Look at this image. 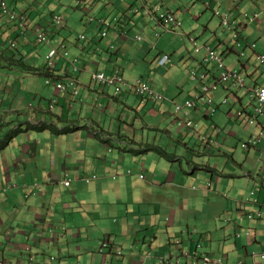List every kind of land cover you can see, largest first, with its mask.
Segmentation results:
<instances>
[{
  "label": "rangeland",
  "instance_id": "1",
  "mask_svg": "<svg viewBox=\"0 0 264 264\" xmlns=\"http://www.w3.org/2000/svg\"><path fill=\"white\" fill-rule=\"evenodd\" d=\"M6 1L9 3V7L17 10H21L22 8H24L25 10L27 7H29V5L36 2V0ZM41 1L42 0H38L39 3ZM129 2H131V0H129ZM211 2L212 7H209V4ZM126 4V0L120 1L121 8H125ZM251 5L252 2L248 0H166L164 9L166 10L168 7L169 10L174 11L177 16H179L181 21L182 27H178L176 29V33L167 32L165 28L163 29L162 27L157 26L155 21L158 19H155L150 15L149 19L151 21L153 20V22H147L143 16H138V18L135 20V22H137L138 24L136 33L138 35H141L144 40L138 41L134 39V36L129 37L128 40H124L120 39V36H117L114 42L116 48L120 47L121 49L127 50L126 53L124 51L121 52L122 56L119 61V65L124 71L125 78L129 82L134 83L136 82L137 77L141 75L144 76L147 74L149 76H155L157 71L156 67L153 65H149L146 62H149L152 59L151 57L156 55V53L161 49H168L170 47L169 50H172L173 47H177L178 51L185 50L186 56L188 58L198 57L199 59L200 54L206 53L207 49L205 51L202 50L199 53H195L191 37L197 39L198 44L202 45L206 43V41L204 40L209 38L211 36V32H213L214 35L219 37L217 41L214 42L215 45L218 44V41L222 38L223 40L221 44L224 46V49L228 47V43H231L232 46V33L229 32L228 34H225L226 30L229 29H227V27L221 23V18L215 15L214 11L218 9L223 11L229 10L233 13H236L239 8L243 11L249 10L251 8ZM1 6L2 2L0 1V7ZM261 9L262 13L260 20L256 23H250L251 25H249V28L247 29L243 28V33L246 37L249 38L251 43L257 44V51L264 54V4L261 6ZM51 11H55V13L61 14L62 16L67 18L66 22L68 26L61 29L64 30V33H66L67 31H69V27H73V34L75 36L70 35V37L75 41L81 39L82 35L78 36L81 33H84L85 36V38L82 40L91 39L97 34H100L99 30L95 28V23H91L88 21V15L96 18L94 14H97L98 10L94 11L92 9V11L88 13V15H86L80 8L76 6V2L74 0H50L49 2H46V4H43L42 6L40 4L36 8V12H38L40 16L46 18L47 21H50L47 13ZM137 15H139V13ZM1 20L6 22L7 17L0 13V22ZM84 20H86L87 22H85ZM47 21L44 22L45 25L48 26L49 24L47 23ZM261 21V25L257 24ZM54 26L57 25L54 24ZM132 29H134V26L132 27ZM92 30H95L94 34ZM157 33L158 35H160L159 38L155 37ZM9 36L12 37L9 30L0 29L1 50L13 49L10 44V40L8 39ZM109 39L110 36L103 38L100 41L102 42L104 52L108 54L111 52L110 46L106 45ZM145 40H147V42H149L151 46L152 44H157V48H152L150 49V51L145 50L144 52L140 49L142 43L138 42H144ZM244 41L245 38H243L242 42L245 43ZM49 49L50 46H47V44L32 43L31 49H26L27 53H29V57H31V59L28 61L32 63L37 62L39 63V65L44 66V63L46 61L45 56L48 53ZM245 51L247 56H245L244 58H241L237 53L226 51L224 57L225 64L231 67V65L229 64H231L235 59L237 61L240 59L247 60V57L251 55V51L247 48ZM61 56L63 57V59L58 57L56 61H58L59 66L62 62L63 68H65L66 60L64 59L70 60L69 58L73 57V53H68L67 56ZM5 61L6 60L2 59L0 62V181L2 180L5 183L11 185H19L20 187L8 189H13L12 192L14 190H19L17 195L13 196L14 202L11 204V207L9 209L6 207L7 200L5 196L7 195V193L3 188H0V258L2 259L3 256H5L8 259L4 260V262L11 261V263L15 264L17 262L16 258L18 254L21 253V251H17V249L25 250L28 246H31L34 250L33 257L37 258V263L50 264L51 255L58 256V254L64 251L74 250V247L71 249L73 241L71 238L66 240L64 234L61 233V240L58 246L54 244L53 228H47L41 229L40 231L41 233L39 235H43V237L41 238L42 243L40 244V246H32L36 243H34V238L28 240L29 243L25 242V244H23V242L21 241L22 236L24 235L25 231H27L29 226H34L36 224L42 225L43 223H47V221H49L48 218H44V215L47 214V211L41 209V206L39 205V203H37V200L40 199L41 201H43L45 197L50 196L46 193L45 195L31 197L30 199L26 200L24 198V193L26 191L24 185H26L28 181L31 182V180L38 181L43 185L44 178L41 176L45 172L46 179L52 178V183L56 186H59L61 190H65L66 193L73 192V190H75V186L67 188L63 184L58 185V180L55 177H51L50 173L52 171L53 158H60V156L66 153H72L74 155V150H78L79 143H76L77 140L73 134L68 133L58 135L60 132H55L54 129H48L46 131L29 130L27 132H18L17 130H15L19 126L25 129L27 126L37 123V121H30V119L28 118L34 117L33 111L38 109L40 106L43 109L48 108L50 99L53 95L54 87H50V85L46 83V77L40 73L34 74L32 72H26L27 74H25L24 68L21 65H18V67H15V69L8 70L5 65L2 66L4 63H6ZM255 65L259 66L260 60L256 61ZM81 67H83V64H81ZM235 67L241 69L242 65L237 62V66ZM97 68H101L103 70L111 72L112 64H107L98 60L96 63L93 62L91 64L90 70H95ZM259 71L260 69L258 70V67L255 70H251L250 75H247L248 84L254 85L258 83L264 87V73L262 75H259ZM80 76H82L81 81L90 83L92 76L90 72H82ZM250 76H255V82L252 81ZM151 80L154 82L159 91L169 93L170 96L175 95L172 91H167L165 89L161 90L162 87H164L163 81L154 77ZM191 84V81H188L187 87L189 88ZM165 88L168 89V87L166 86ZM235 89L238 90V92L241 91L244 96H250L247 88L235 87ZM246 91L247 93H245ZM187 93V89L183 90V92L180 93L179 91H177L176 94L178 95L174 97V101L179 104H183L188 98ZM226 94H229L228 98L231 102L230 104L222 103ZM127 95V93H124L123 97H126ZM21 97L23 107L20 106V103L18 101V98ZM213 97L215 99L213 106H217L219 103H222L220 109H218L217 111L218 113L216 114V117H218V114L222 112L224 114V118H226L227 120L228 118L226 117V112L230 108H237L236 106H240L236 94L230 89L220 87L216 92H214ZM244 98L245 100H247V97ZM249 98L251 99V96ZM113 103H115V101ZM168 103H172V106L168 105V109L166 107H160V109L151 108L148 113L146 112L147 109H145L144 111L141 110L139 112V116H136L137 112L134 110L133 118L134 121L136 120V131H132L131 136L136 140L135 147L145 149L146 147H148L147 143H149L150 145L156 144L161 147H166V149H168V152L171 153L170 156L173 158L169 160V164L170 166L172 164H175L176 166L174 168L172 166L171 167L173 171L177 172H179L180 170L182 171V168H184L186 171L193 168L195 165L192 161V157L197 158L196 160L199 161L202 167L203 163H207L208 161L211 162V164H215L216 162L214 161V159H216L217 157V169L219 171H222L225 162H227L228 166L232 165L238 171H242L244 173L246 172L244 166L255 171L256 174L261 173L262 167L264 168V158L261 153L258 152L256 147L245 149L242 147L241 143L238 142V139L247 137L249 132H251V128H249V130H245L244 127H242L240 124L231 123L229 126L231 128L225 130V134L222 137H225V140L223 142L226 145L224 147L222 144L219 149L207 151L204 148L203 144H199V142H201L200 140L199 142L194 140L192 146L194 151H191L188 150L186 146L180 142V139L184 141V143H188L194 138L182 135L181 133H185L186 130H177L178 121H175L176 114H178L180 118H183L185 116V109L177 112V104H174L171 101H168ZM153 105L154 104L150 105V107H153ZM200 106H203V104L200 103ZM16 108H18L17 113L13 111ZM166 109L167 112L165 111ZM80 110V106H76V114H69L71 123H73L74 125H83L88 122L89 118L93 120L95 116L97 117L95 108L88 106V104L85 105L82 110V117L79 115ZM52 111L58 112L56 108H53ZM123 111H125L123 106H117L115 108V117L119 118V114H121ZM191 115L196 121L198 127H200L203 122L209 123V119H206L200 111L194 110ZM47 116V120H50V115L47 114ZM146 123L150 127L146 126ZM90 126L91 125H88V127ZM240 128H242V131L238 132ZM165 130L169 131V133L165 132ZM77 132L84 134V139L86 138L91 145H95V142H97L99 145L102 144L100 140H97L95 137L90 135L89 129H80ZM144 132L145 134H143ZM235 132L238 133L237 138L233 136L235 135ZM117 134L118 133H116L115 135ZM169 134H171L174 139ZM89 137H91V139ZM8 140H10V142L8 145H6ZM175 144L179 146L175 147ZM87 152L89 157H93L94 153H97V151L92 146L88 147ZM129 153L132 154V152L130 151ZM147 153L153 154L154 158L156 156V153L154 151H150ZM25 154H28L30 158L20 160L19 157H23ZM143 154H140L139 156L141 157ZM131 156L133 158V154ZM4 159L8 163L7 166L1 165ZM13 159H15L14 162ZM17 161H19V168L17 169L18 173L14 175L13 170H11L10 164L15 167V163ZM156 162V160H153L149 163H151L153 165L152 167H154L156 166ZM182 162L184 164H182L181 166ZM188 162H191V164H189ZM46 167L49 170H47ZM152 167H149V164L147 163L140 165V158H134L132 159L129 169L134 172V174H132L134 176V181L137 180V182L143 181L144 183H147L146 177L149 174L148 170H150ZM142 173L144 174L143 178L141 177ZM159 173H162L161 170ZM241 178H243V180L240 184L244 187V189H249L250 183L247 178ZM96 181L97 180L93 179L91 182L93 184ZM46 185L47 184H45V186ZM168 185L169 187L166 189L158 188L157 195L161 193L162 196H167L169 198V200H167V204L169 206H174L173 201L175 199L176 193L177 196L181 198L180 190L178 188L173 189L176 191L174 192L170 188V186L172 185L170 183ZM133 189L134 186H132V190ZM186 190L188 194H190V196L186 197V200L188 202L193 201L194 204H197L198 198L201 202V204L199 205L201 207V211L199 212L198 219V222H201L203 219L202 210L204 205L206 204V197L204 195L205 193H202L198 189H194L192 185L187 186ZM87 191L88 188H86V193H84L85 196L87 194ZM219 191L221 193H216L213 196L224 198L222 196V194H224V191ZM181 192H183V190ZM54 198L58 199V201L61 202V197L58 195V193L54 196ZM224 200L226 202V199ZM212 201L215 206H218V200ZM25 203L26 205L23 206ZM37 206L40 207L39 210H36ZM174 207L178 208L176 206ZM193 209H197V207L194 206ZM206 209L208 210V205H206ZM13 213L18 214L16 215ZM161 216L162 213L160 212L159 217ZM68 220L70 221L69 227L71 233L79 230V222L77 223V225H75L74 217L68 216ZM178 226L179 223H176L174 227L179 228ZM101 236L102 235L100 234L97 235L94 240ZM79 245L82 246L81 243H79ZM77 248L78 250H80L79 247ZM24 253H26L25 258H31V254L29 252L24 251ZM111 256L112 259H110ZM109 260L110 262H112L114 260V255H110ZM105 264L107 263L105 262Z\"/></svg>",
  "mask_w": 264,
  "mask_h": 264
},
{
  "label": "clouds",
  "instance_id": "2",
  "mask_svg": "<svg viewBox=\"0 0 264 264\" xmlns=\"http://www.w3.org/2000/svg\"><path fill=\"white\" fill-rule=\"evenodd\" d=\"M0 1L2 2V6L0 7V13L7 17L6 22L1 20L0 29L10 31L12 37L9 36L8 39L10 40V44L13 47V49L11 50L0 49V62L2 59L6 60V63H4L2 66L5 65L8 70H11L15 69V67H18V65H21L24 68L25 74H27L26 72H32L34 74L40 73L46 77V83L50 85V87H54L53 95L50 99L48 108L43 109L40 106L38 109L33 111L34 117H30L28 119H30V121H37L36 124H48L50 126L49 129H54L55 132H60L58 135L71 133L75 136V138L77 136L78 130L89 129V133H92L90 135L95 137L97 140L105 141L109 139L104 133L102 135L101 129H103L104 131L107 130L104 128L103 124L100 122L99 119L95 118L92 120L89 118L88 122L83 125H74L73 123H71V118H69L68 115L65 116L64 119L70 120H61V115L58 113L60 111V107L58 104V98L56 97V91L61 93L70 92L73 97L78 96L80 93V86L78 83V76H80L79 72L82 70V67L79 64L80 55L74 54L70 51L69 42H73L74 44L78 43L80 47H84L85 44L90 40H94V42L92 41L93 44H97L100 43L103 38L110 36L113 30H120L121 32L119 36L121 39L124 40H128L131 36H134V39L138 41L144 40L141 35H138L136 33V28L138 27V24L137 22H135V20L138 18V16H143L147 22H153V20L151 21L149 19L150 16L155 19H158L155 21L156 25L162 27L163 29L165 28L167 32L176 33V29L178 27H182L179 16H177L174 11L169 10L168 7L166 10L164 9L166 0H131V2H129V0H126L127 4L125 8L120 7L121 0H74L76 2V6L80 8L82 12L86 15H88V13L92 11V9L94 11L98 10V13L94 14L96 18L91 15H88V21L91 23H95V28H97L100 33L92 37L91 39L86 40H82L85 38V36L84 33H81L78 35H82L81 39L75 41L70 37V35L75 36L73 34V27H69V31H67L66 33H64V30L61 29L66 28L68 26L66 22L67 18H65L61 14L55 13V11H51L47 13L48 17L50 18V21H47L46 18L40 16L39 13L36 12V8L40 4L42 6L50 0H42L40 3L38 2V0H36L35 3L29 5V7H27L25 10L24 8H22L21 10L12 9L11 7H9V3L6 0ZM248 1L252 2L251 8L249 10L243 11L239 8L236 13H233L229 10L223 11L217 9L214 11L215 15L221 18V23L224 24L227 29H229L226 30L225 34H228L229 32L232 33V46L231 43H228V47L224 49V46L221 44L223 40L222 38L218 41V44L215 45L214 42L217 41L219 37H217L216 35H214L213 32H211V36L207 38V40H204L206 41V43L202 45L198 44L197 39L191 37L195 53H199L202 50L205 51L207 49L206 53L200 54L199 59L198 57L188 58L186 56L185 50L181 52L182 55H180V53L178 56H176L178 49L173 47L172 50H169V47L168 49L159 50L156 55H154L152 59L148 62L149 65L155 66L157 69L156 73L160 74L166 69V67L173 71L175 68H177L178 74H173V76L176 77V80L178 79L176 81L177 89L184 87L186 82L188 81H191V83H195L194 85L189 87L195 90L194 94L190 93L191 98L186 99L183 104L175 102V98L172 99L171 97L166 96V93L159 91L155 86L154 82L151 80L154 76H142L138 78L136 82H131L132 84H130L125 78L124 71L121 69L119 64L111 72L98 68L90 71L92 75L91 85H93V87L98 90V92H103L105 94H108V96H111L110 100L114 99L120 102V98H122L121 94L123 93L122 91L125 89L124 86H127V91L135 94L137 97H140L143 100L142 102L144 104L149 101L154 102V108H158V103L163 102L167 99L173 102L174 104H177V112L181 111L182 109H185V116L183 118H180L178 114H176L175 121H178L177 130H186L185 134L182 135L194 138L190 142L184 143L188 150L194 151L192 147L194 140L198 142L200 140L201 142H199V144H203L204 148L207 151L219 149L222 144L224 147L226 145L223 142L225 140V137H222L225 134V130L231 128L229 127L231 123H238L242 127H244L245 130H249V128H251V132H249L246 138L238 139V142L241 143L242 147L245 149L256 147L257 149L261 148L264 151V112L262 111V107L264 105V87L258 83L251 85L247 82V75H250L251 70H255L258 67V70L260 69V71L258 72L259 75H262L264 73V54L258 52L257 44L251 43L249 38L246 37L243 33V28L247 29L249 28V25H251L250 23H256L260 20L262 13L261 6L264 4V0ZM209 7H212V2L209 4ZM138 13L139 15H137ZM44 21H47L49 25H45ZM84 21L87 22L86 20ZM54 24L57 26H54ZM130 24L131 29L134 26V29H132L134 34H130L131 29H122L124 25L128 26ZM257 24L261 25L262 21ZM92 32L94 34L95 30H92ZM155 37L159 38L160 35H158L157 33ZM243 38H245V43L242 42ZM32 43L47 44V46H50V49L48 50V53L45 56L46 61L44 63V66L39 65V63L37 62L32 63L28 61L31 59V57H29V53H27L26 49H31ZM140 43H142L143 46L147 47L149 51L152 48H157V44H152L151 46V44L147 42V40ZM246 48L251 51V55L247 57V60L240 59L237 61L235 59L232 62L240 63L242 65L241 69L236 68L235 66L229 67L225 64L224 57L226 51L237 53L241 58H244L245 56H247L245 51ZM110 50L111 52L116 50L115 44L110 45ZM11 52L15 54L12 55L13 59H9L11 57ZM68 53H73V57L69 58L70 60L64 59L66 60V67L63 68L62 66L61 69L58 61L56 60L58 57L63 59L61 55L67 56ZM255 55L258 61L260 60V65L256 67L253 64H250V57H254ZM69 67L72 68V71L69 69ZM182 75L184 76L185 81L181 80V82H179L180 76ZM75 76H77V78ZM250 77L252 81L255 82V76ZM157 79L160 80V78ZM220 87L230 89L232 92H234L238 98V103L240 104V106H236L237 108H230L226 112V117L228 118L227 120L226 118H224V114L222 112L218 114V117H216V114L218 113L217 111L218 109H220L222 103H231L228 98L229 94H226L222 103H219L217 106H213L215 102V99L213 97L214 92H216ZM235 87L247 88L251 99L249 98L250 96H244L241 91L238 92ZM189 88H187L188 92ZM110 89L112 90V92L109 91ZM184 90H186V88H184ZM247 91L245 93H247ZM244 97H247V100H245ZM18 99L20 106L23 107V102L21 100L22 97ZM189 102L191 104H189ZM200 103H202L203 106H200ZM95 104L98 106V108L103 106V103L99 101V98H97V103L95 102ZM150 105H152V103H149L148 107H150ZM53 108H56L58 112H53ZM192 109L200 111L206 119H209V123L203 122V124L198 127L196 121L191 115V113L193 112ZM13 111L17 113L18 108ZM47 114L50 115V120H47ZM114 119L119 120L120 114L119 118H116L115 115L112 114L109 121ZM92 121L93 124H91ZM88 125L91 126L88 127ZM120 125L131 127V132L136 131L134 123H131L129 121L127 123L124 120ZM27 127L23 129L19 126L15 130H17L18 132H27L29 131ZM71 128L74 129L69 132ZM66 129L67 132H65ZM241 131L242 128L238 130V132ZM119 134H121L123 138H120L118 140L114 139V141L117 142L119 145L127 144V140H135L131 136V133ZM233 136L237 138L238 133L235 132V135ZM113 137L115 138L116 135L113 134ZM9 142L10 140H8L6 145H8ZM111 143L113 145V139L111 140ZM158 147L161 146H156V148ZM161 148L166 149V147ZM109 149L111 150L112 148L110 147ZM146 149L147 148H145L144 150ZM166 150L168 151V149ZM168 156L171 157L170 155ZM196 159L197 158L193 157V162L195 165L194 167H197L196 171H198L199 167L202 166ZM5 162L6 160L4 159L1 165L4 166ZM182 164L184 163L182 162L181 166ZM226 165L227 162L223 166V168H225ZM203 166L206 169L211 170L210 172L217 173V175L220 173L218 172L219 170L217 169V165L214 166L213 164H211V162L209 163V161L207 163H203ZM244 168L246 170L245 173L242 171L236 173L244 174V178L247 179H251L250 177L254 178V180L252 179L254 181V185H252L247 190L249 191V194L241 193L243 195L239 196V192L234 191L233 186L228 187L230 186L229 183L232 184L233 182H238L233 177H225L226 179H230V182L228 184H221L220 182L216 183L214 180L208 181L209 197L207 205L208 212L210 213L205 214L207 220L211 221L212 218H215L217 222H228L233 223L236 226H241L244 224L245 221L249 223L254 219H260L263 217L264 202L261 201L259 191L264 186V168L262 167L260 174H256L255 171L245 166ZM188 171L182 168V171L180 170L179 172H181L182 176L184 175L186 177V175L189 173ZM129 172L132 173L133 171L129 170ZM221 172L228 171L222 169ZM96 177L97 175L93 174L92 177H87L86 180L88 181ZM141 177L143 178L142 175ZM61 183H63L67 187H70L72 184V180L69 177H65L61 180ZM256 183H258V187L256 186ZM28 185L32 186L33 189L27 191L24 195L26 200L30 199L33 196L41 195L44 193L43 188L40 187L39 184L31 185V183L27 182L26 185H24V188H26V190L30 187ZM18 187L20 186L15 184H8L2 180L0 181V188H3L7 193L5 198L7 200L6 207L8 209L12 202V196L10 198V190L8 189H14ZM193 188L196 189V187ZM219 190L224 191V194H222L224 198L213 196L216 193H221ZM224 199H226V202ZM212 200H218V206H215ZM251 204L256 206L253 211H249L247 209V207ZM236 211L239 214L237 215V218L233 219L231 214ZM214 224L215 221L210 223L212 227ZM226 226L224 224L222 228ZM247 226L248 228H246L247 231L245 232V234L251 236L252 227L248 224ZM197 229L198 228H195V232ZM246 229H244V231ZM200 234L202 236L201 232ZM241 236L242 233L236 231L234 233L228 234L227 238H240ZM106 237L107 238L103 242H99L98 252L103 256H109V253L111 255H114V259L116 258V260L112 262H110V260L106 261L107 264H119L120 258L124 255L125 250L121 245L117 244V242L112 240L110 236ZM37 240L38 239L36 238V240H34V243L37 242ZM132 247L133 245H131V248ZM173 248L178 252L177 260L174 261L173 256L168 255L165 258H161L163 264H175L174 262H177L176 264H184L180 259L181 256L190 257L191 264H255L257 258H261L264 260V249L261 251L251 252L249 254L252 258L251 262H245L244 260L240 259L237 263H231L228 261L225 255H212L207 249V246L201 242L196 243L194 248L187 249L183 248V241L181 239H177L173 243ZM27 250L31 252L32 247H27ZM145 255L147 257H151V252L148 251L145 253ZM30 259L33 260V256H31ZM62 259L63 258L61 254H58V256L51 255L50 264H61ZM1 262L2 261L0 260V263ZM3 264L9 263L3 262ZM74 264H81V262L76 260ZM103 264H105V262Z\"/></svg>",
  "mask_w": 264,
  "mask_h": 264
},
{
  "label": "crops",
  "instance_id": "3",
  "mask_svg": "<svg viewBox=\"0 0 264 264\" xmlns=\"http://www.w3.org/2000/svg\"><path fill=\"white\" fill-rule=\"evenodd\" d=\"M124 28L126 30L131 29V24L128 26L124 25L122 29ZM120 32V30H113L110 34L111 40L109 39L106 45L110 46L111 44H114V40H116V37L120 35ZM130 34H134L132 29L130 30ZM92 41L94 42V40L88 41L84 47H80L78 43L74 44L73 42H69L70 51L74 54L80 55L79 64H83L82 70L79 72L80 75L82 72L87 73L92 71L90 70L91 64L93 62L96 63L98 60L100 62L102 61L107 64H112V70H114V67L119 64L122 56L121 52H127V50L118 47L114 52H110L109 54L104 53L102 42L93 44ZM140 49L144 52L145 50H148V48L142 44ZM181 52L182 51H178L176 56H178ZM180 55H182V53ZM256 61H258L256 55L254 57H250V64H253L255 67ZM236 64L237 63H232L231 66H237ZM62 66L63 63L61 62V69ZM69 69L72 71V68L69 67ZM161 74L156 73L154 77L162 79ZM173 74H178L177 68L174 69ZM142 76L143 75L137 77V79ZM144 76L149 75L146 74ZM75 77L77 78V76ZM78 78L80 86V93L78 96L73 97L70 92L61 93L56 91V97L58 98V104L60 107V111L58 113L61 115V120H70L64 119V117L67 115L69 116V114H76V106H80L81 110L79 111V115L82 117V110L85 105L88 104V106L95 108L97 114V117L95 116V118L99 119L104 128L107 130L104 131L101 129L102 135L104 133L110 140L101 141V145L97 142H95V145H91L86 138L84 139V134L78 132L76 136V143H79V146L78 150H74V155L72 153H66L60 156V158H53L50 176L55 177L58 180V185L63 184L61 183V180L65 177L71 178L72 184L70 187L75 186V190H73V192L66 193L65 190H61L59 186L52 183V178L46 179L45 172L41 176L44 178L43 185L38 183V181H28L31 185L39 184L40 187L43 188L44 193L41 195H45L46 193L50 195L45 197L43 201L40 199L37 200L41 209L47 211L44 218H48L49 221H47V223H43L42 225L36 224L34 226H29L27 231H25L22 236L21 241L23 244H25V242L29 243L28 240H31L32 238H34V240L37 238V242L32 246H40L42 243L41 238L43 237L42 234L39 235L41 233V229L53 228L54 244L59 246L61 233H63L66 240L69 238L72 239L73 245L71 249L73 247L75 249L60 253L63 258L61 264H74L76 260L81 262V264H103L104 262L109 261V256L111 255L110 253L109 256H103L98 252V240L104 236H110L112 240L124 248L125 252L120 258L119 264H163L161 258H165L168 255H172L174 261H176L178 252L174 250L173 243L177 239H181L183 241V248L187 249H192L195 247L196 243L201 242L207 246V249L212 255H225L231 263H237L240 259L245 262H251L252 258L249 254L253 251H261L264 249V215L262 218L254 219L249 223L245 221L241 226H236L233 223L228 222H217L215 218H212L211 221H209L205 217L206 213H210L206 209L209 197L208 181L214 180L216 183L220 182L221 184H228L230 179H226L225 177H233L238 182H233L232 184L229 183L230 186L228 187L233 186L234 191H238L239 196H242L245 193L249 194V191H247L248 189H244V187L240 184L243 180L241 177H244V174L236 173L240 171L232 165H226L223 170L228 172L218 171L220 172L218 175L217 173L210 172L211 170L206 169L203 166L199 167L200 171H196L197 167L191 168L185 177L184 175H181V172L172 170V167L174 168L176 166L175 164H172V167L168 169V166L170 165L166 158L158 153V150L155 148L158 146L156 144L150 145L147 143L148 147H146V150H140L142 148L135 147L136 140H127L128 145H119L114 141V139L118 140L123 138L119 133H131V127L122 126L120 124H122L125 120L127 123L128 121L134 123L135 126L136 120L134 121L133 118L134 110L137 112L136 116H139V112L141 110L144 111L147 109L146 112L148 113L151 109V107H148V104H153L154 102L149 101L144 104L140 97H137L135 94L127 91V86H124L125 89L122 91L123 93L121 94L122 98H120V102L114 99L110 100L111 96H108V94L103 92H98V90L91 85V81L90 83H86L81 81L82 76H78ZM181 80H184L183 75L180 76L179 82H181ZM129 83L131 84V82ZM187 84L188 82H186L185 86L183 85L184 87L177 89L176 82L173 84L164 83V87H162L161 90L165 89L167 91H172L173 93H176L178 90L180 93L183 92L184 88H188ZM194 84L195 83L193 82L191 86ZM165 86L168 87V89H166ZM109 91H111V89ZM194 92L195 90L189 88L187 97L191 98L190 93L194 94ZM124 93H127L128 95L123 97ZM177 95L178 94L170 96L169 93H166V96L171 97L172 99H174ZM97 98H99V101L103 103V106L100 108H98L95 104V102L97 103ZM114 101L115 103H113ZM168 101L169 100L166 99L163 102L158 103L157 107L159 109L160 107H166L168 109V105L172 106V103H168ZM117 106H123L125 111L120 114L119 120L114 119L109 121L112 114H115V108ZM153 109L155 108L153 107ZM167 109L165 110L166 112ZM192 111H194V109H192ZM91 124H93V121ZM146 126L149 125L146 123ZM165 132L169 133V131L166 130ZM116 133L118 134L114 138L113 134L115 135ZM90 134L92 133L90 132ZM143 134H145V132ZM169 135L172 136L171 134ZM89 138L91 139V137ZM112 139L114 148L111 143ZM90 146L94 147L97 151V153H94L93 157L88 156L87 149ZM110 147L112 148L111 150L109 149ZM257 150L262 156H264V151L261 148H258ZM129 151L132 152L133 158ZM138 151H143L144 154L142 153L143 155L140 157ZM150 151H154L156 153L155 158L153 157V154L147 153ZM19 158L20 160H24L30 158V156L25 154L23 157ZM134 158H140V165L147 163L149 164V167L153 166L149 163L150 161H157L156 166L148 170L149 175L146 177L147 183L133 180L134 176L132 174H134V172L130 173L129 168L132 159ZM217 160V158L214 159L216 162L213 164L214 166L217 165ZM14 161L15 159H13V162ZM18 164L19 161L15 163V167L10 164L14 175L18 173ZM189 164H191V162H189ZM5 165L7 166L8 163L5 162ZM159 167L162 172L161 174L159 173ZM46 169L49 170L47 167ZM93 174L97 175L96 178H93L97 181L92 184L91 181L93 179L87 181L86 178L92 177ZM250 178L251 179L247 180L249 181L251 187L254 185V178ZM169 183L172 185L170 186L172 190L177 188L180 190L181 198H179L176 193L173 201V205L178 208L167 204V200H169L167 196H162L161 193L157 195V189H166L169 187ZM45 184L47 185L45 186ZM189 185H192V187H196V189L205 193L206 204L202 210L203 219L201 222H198L199 212L201 211V207L199 206L201 202L198 198V194L197 204H194L193 201L188 202L186 200V197L190 196L186 190ZM132 186H134L133 190ZM256 186L258 187V183H256ZM263 187L259 191L262 202H264ZM86 188H88V191L85 196L84 193H86ZM32 189V186L27 188V190L25 188L26 191L24 195L27 191ZM182 190L183 192H181ZM18 191L19 190H14L13 192L11 190L9 191L10 198L12 196L11 204L14 202L13 196L17 195ZM56 191L61 197V202L54 198V196L57 195ZM173 191L176 192L175 190ZM25 205L26 203L23 206ZM194 206L197 207V209H193ZM255 207L256 206L251 204L247 207V209L249 211H253ZM39 209L40 207L37 206L36 210ZM160 212L162 213L161 217H159ZM238 214L239 213L236 211L233 212L231 216L235 219ZM68 216L75 218V225L79 222V230L74 233L70 232V221L68 220ZM214 221L215 224L212 227L210 223ZM176 223H179V228L174 227ZM224 224L225 226L228 224L232 225L222 228ZM247 224L252 227L251 236L245 234L247 231L246 228H248ZM195 228H198L196 232ZM243 228L246 230L244 231ZM236 231L242 233L240 238H227L228 234ZM200 232L202 233V236ZM99 234L102 236L94 240V238H96ZM79 243H81L82 246L79 245ZM131 245H133L132 248ZM77 247H79L80 250H78ZM17 251H21V253L18 254L16 258L17 262L15 264H39L36 261V257H33V260L25 258L26 253H24V251L29 252L27 248L25 250L17 249ZM148 251L151 252V257H147L145 255ZM29 253L31 254L30 256H33V248ZM6 259L8 258L3 256V258L0 259L2 261L0 264H3ZM110 259H112V256ZM180 259L184 264H191L190 257L181 256ZM115 260L116 258L113 261ZM5 262L14 264L11 263V261ZM174 263L176 264L177 262ZM255 264H264V260L257 258Z\"/></svg>",
  "mask_w": 264,
  "mask_h": 264
},
{
  "label": "trees",
  "instance_id": "4",
  "mask_svg": "<svg viewBox=\"0 0 264 264\" xmlns=\"http://www.w3.org/2000/svg\"><path fill=\"white\" fill-rule=\"evenodd\" d=\"M12 55H15L13 52H11V57L9 58V59H13V57H12ZM116 67V66H115ZM114 67V68H115ZM161 78L162 79H160L161 81H163L165 84L166 83H168V84H173L174 82H176L177 80H176V77L175 76H173V70H171V69H168V67H166V69L162 72V74H161ZM49 125L48 124H46V123H40V124H35V125H30V127L28 126L27 127V129L28 130H35V131H46V130H48L49 129ZM69 128V127H68ZM21 129V128H20ZM74 128H71L70 130H69V132L70 131H72ZM65 132H67V129L65 130ZM181 134H185V133H181ZM180 142L182 143V144H184V141H182L181 139H180ZM177 146H179V145H177V144H175V147H177ZM156 148V147H155ZM157 150H158V153L160 154V155H163L164 156V158H166V160L168 161V163H169V160H171L172 159V157H169L168 155H170L171 153L170 152H168L166 149H164V148H161V147H158V148H156ZM143 153V151H138V154L140 155V154H142ZM192 161H193V157H192ZM170 165V164H169ZM172 166V165H171ZM171 166H168V169H170L171 168ZM131 170V169H130ZM143 177H144V174L142 173L141 174ZM149 175V174H148ZM107 237L106 236H104L103 238H100L98 241L99 242H103L105 239H106Z\"/></svg>",
  "mask_w": 264,
  "mask_h": 264
},
{
  "label": "built area",
  "instance_id": "5",
  "mask_svg": "<svg viewBox=\"0 0 264 264\" xmlns=\"http://www.w3.org/2000/svg\"><path fill=\"white\" fill-rule=\"evenodd\" d=\"M264 95V94H263ZM264 97V96H263ZM189 104H191L190 102H189ZM262 111L264 112V105H263V107H262ZM67 183H69V182H67Z\"/></svg>",
  "mask_w": 264,
  "mask_h": 264
}]
</instances>
